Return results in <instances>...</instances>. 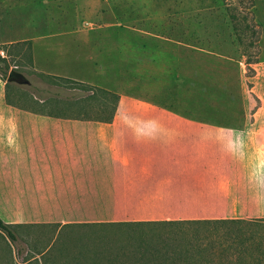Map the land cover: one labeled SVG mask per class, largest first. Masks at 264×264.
I'll return each instance as SVG.
<instances>
[{
  "label": "rangeland",
  "instance_id": "rangeland-1",
  "mask_svg": "<svg viewBox=\"0 0 264 264\" xmlns=\"http://www.w3.org/2000/svg\"><path fill=\"white\" fill-rule=\"evenodd\" d=\"M6 2L22 1L0 0V6ZM40 3L50 23L104 19L115 25L47 38L34 49L19 42L0 50V100L2 82L15 72L27 84L8 83L9 100L70 116H111L116 93L215 124L254 114L264 105V0ZM70 35L78 42H67ZM35 97L47 101L41 106ZM247 100L256 101L251 109ZM12 207L10 214L23 205ZM260 217L227 223L14 227V240L0 231V264H264V202Z\"/></svg>",
  "mask_w": 264,
  "mask_h": 264
},
{
  "label": "crops",
  "instance_id": "crops-1",
  "mask_svg": "<svg viewBox=\"0 0 264 264\" xmlns=\"http://www.w3.org/2000/svg\"><path fill=\"white\" fill-rule=\"evenodd\" d=\"M21 1L0 6V45L27 42L34 49L47 38L115 25L104 19L95 25L82 19L50 23L40 3L45 0ZM68 26L69 32L61 29ZM65 37L78 42L75 35ZM2 85L0 218L5 224L61 228L262 218L263 102L254 114L215 124L116 93L111 116H70L20 107L8 99L6 82ZM34 99L41 106L47 101ZM12 204L23 207L10 214Z\"/></svg>",
  "mask_w": 264,
  "mask_h": 264
},
{
  "label": "trees",
  "instance_id": "trees-1",
  "mask_svg": "<svg viewBox=\"0 0 264 264\" xmlns=\"http://www.w3.org/2000/svg\"><path fill=\"white\" fill-rule=\"evenodd\" d=\"M19 43V42H17ZM16 43V44H17ZM23 43V42H21ZM14 43L11 44H4V45H0V50L3 51V49H5L7 46L13 45ZM1 70V68H0ZM6 85H8V82L6 83ZM94 86H93V91L92 94H95L94 92ZM102 93L104 94H110V92L106 91V90H101ZM113 95V99H114V105L117 103L119 96L117 94H112ZM234 221H241V220H194V221H169V222H146V223H126V224H134V225H158V224H179V223H227V222H234ZM13 227L11 225L5 224L1 219H0V231L4 232L7 234V236L11 239L14 240V235L12 233V229Z\"/></svg>",
  "mask_w": 264,
  "mask_h": 264
},
{
  "label": "water",
  "instance_id": "water-1",
  "mask_svg": "<svg viewBox=\"0 0 264 264\" xmlns=\"http://www.w3.org/2000/svg\"><path fill=\"white\" fill-rule=\"evenodd\" d=\"M7 82H15L21 85L27 84L26 80L20 75L15 72H11L7 77Z\"/></svg>",
  "mask_w": 264,
  "mask_h": 264
}]
</instances>
